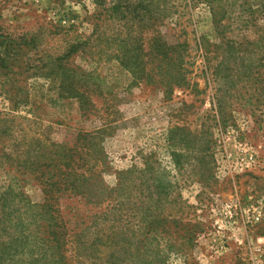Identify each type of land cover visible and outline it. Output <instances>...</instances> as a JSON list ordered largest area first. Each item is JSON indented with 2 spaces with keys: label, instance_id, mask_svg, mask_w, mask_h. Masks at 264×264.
<instances>
[{
  "label": "rangeland",
  "instance_id": "rangeland-1",
  "mask_svg": "<svg viewBox=\"0 0 264 264\" xmlns=\"http://www.w3.org/2000/svg\"><path fill=\"white\" fill-rule=\"evenodd\" d=\"M140 1L0 0V243L44 202L39 156L91 131L85 197L65 203L94 217L122 201L168 264H264V0H171L163 22L152 4L147 25ZM85 78L87 116L65 92ZM65 203L72 235L90 223ZM82 250L73 264H130Z\"/></svg>",
  "mask_w": 264,
  "mask_h": 264
},
{
  "label": "trees",
  "instance_id": "trees-1",
  "mask_svg": "<svg viewBox=\"0 0 264 264\" xmlns=\"http://www.w3.org/2000/svg\"><path fill=\"white\" fill-rule=\"evenodd\" d=\"M171 0H141L140 1V16L144 24L147 25L149 13L152 11V4L156 6L158 19L162 22L169 17L168 5ZM121 0L107 8L108 12L115 15L121 13ZM106 6V4H104ZM126 5V4H125ZM106 10V7H105ZM79 46L71 48L64 57L58 60L64 61L59 63L58 67H63L64 80L68 81L71 74L65 69V58L69 57L71 53L75 52ZM158 62V69H164L168 60L174 59L170 56V51L164 48L163 45L156 49ZM175 50V49H174ZM179 54V53H178ZM176 58L178 68L182 59ZM175 64V63H174ZM127 66V64H124ZM159 74L160 71H158ZM179 69L176 74L180 75ZM178 77V76H177ZM85 85H75L74 82L66 83V89L70 87L71 92H67L68 96L78 97L80 108L84 115L93 113L92 99L87 91L80 92L81 87L88 86V80L85 78ZM76 82V81H75ZM93 133L79 132L76 138L83 137L86 144L78 145L73 142L72 145L65 143L60 150L50 151L49 153L39 156L43 158V162L39 167L42 172L48 173L50 180L44 186L45 197L43 203H31L33 214L32 223L29 228H19L16 233L9 234L5 242L0 243V264H73L71 256H77V249L81 248L85 256L88 258L98 259L102 254L107 257V262L116 263L118 260H126L130 264L138 261L142 264H168L169 259L161 255L162 251H157L155 247L156 236L154 220L149 223L142 224L139 220L140 213L134 212L136 218L132 223H128L127 216H125L123 202L117 201L108 209H103L101 216H92L87 212V209L81 208L77 205L65 203V201L74 202L76 197H85L84 188L89 185L91 176L80 178L79 168L86 167L88 169L95 168V164L88 166L89 162L86 159V151L89 149V143L94 138ZM82 149V151H80ZM89 153V151H88ZM36 163V162H35ZM91 167V168H89ZM134 173H137L135 170ZM97 179V178H96ZM125 182H120L118 188L126 186ZM81 194V195H80ZM95 200H86L87 204L99 202V195H95ZM79 202V201H78ZM91 202V203H90ZM65 203V208L69 207L71 218H78V221L90 223L86 225L79 232L70 234L68 227V220L65 219V211L60 208ZM147 213V212H146ZM133 214V215H134ZM150 215V214H147ZM90 219V220H88ZM127 223L128 225H126ZM156 233V232H155ZM73 236V240L71 237ZM80 256V255H79ZM101 264V263H96Z\"/></svg>",
  "mask_w": 264,
  "mask_h": 264
}]
</instances>
